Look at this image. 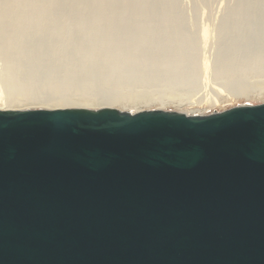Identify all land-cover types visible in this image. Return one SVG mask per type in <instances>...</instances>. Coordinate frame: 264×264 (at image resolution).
Returning a JSON list of instances; mask_svg holds the SVG:
<instances>
[{
  "label": "water",
  "instance_id": "water-1",
  "mask_svg": "<svg viewBox=\"0 0 264 264\" xmlns=\"http://www.w3.org/2000/svg\"><path fill=\"white\" fill-rule=\"evenodd\" d=\"M0 264H264V103L0 111Z\"/></svg>",
  "mask_w": 264,
  "mask_h": 264
},
{
  "label": "bare ground",
  "instance_id": "bare-ground-1",
  "mask_svg": "<svg viewBox=\"0 0 264 264\" xmlns=\"http://www.w3.org/2000/svg\"><path fill=\"white\" fill-rule=\"evenodd\" d=\"M191 1L194 4L187 7L184 0H141L155 6L146 39L149 53L170 69L163 84L140 94L44 96L0 75V111L107 108L128 114L161 110L200 117L240 98L243 103L231 108L264 103V0H224L216 17L212 0H197L198 6ZM202 5L210 8L206 13L199 8L203 16L213 15L199 24ZM2 46L0 39V55ZM171 103L184 108L168 109Z\"/></svg>",
  "mask_w": 264,
  "mask_h": 264
},
{
  "label": "clouds",
  "instance_id": "clouds-1",
  "mask_svg": "<svg viewBox=\"0 0 264 264\" xmlns=\"http://www.w3.org/2000/svg\"><path fill=\"white\" fill-rule=\"evenodd\" d=\"M141 0H0V75L44 96L140 94L170 76Z\"/></svg>",
  "mask_w": 264,
  "mask_h": 264
},
{
  "label": "rangeland",
  "instance_id": "rangeland-1",
  "mask_svg": "<svg viewBox=\"0 0 264 264\" xmlns=\"http://www.w3.org/2000/svg\"><path fill=\"white\" fill-rule=\"evenodd\" d=\"M189 1H190V0H189ZM189 1H188V0H187V1L184 0V3L186 2V4H187L188 6H187L186 4H184V5H186L187 7H189V6H192V4H194V2H195V1H191V2H189ZM196 1H197V0H196ZM198 1H199V0H198ZM198 1H197V2H198ZM187 2H188L189 4H188ZM199 2H200V1H199ZM199 2L196 4L197 6H198V5H201ZM212 2H214V1L212 0ZM212 2H211L212 6L215 4L214 7H211V6H210L211 4L209 5V7H211V10H213L212 8H214V10H213L212 12L215 13V14L213 15V13L210 12L209 15H210V16L213 15V17H216V15L218 14V13H217L218 10H217L216 8H219V9H220L225 1H224V0H217V1H215L214 3H212ZM221 3H222V5H220ZM219 5H220V6H219ZM186 6H185V7H186ZM199 8H201L200 10L203 11L202 13H206V12H204V11H210V10H209L210 8H209V9H208V8H205V7L202 5V7H200V6L198 7V11L200 12V14H201V11L199 10ZM202 8H203V9H202ZM204 8H205V9H204ZM186 9H187V8H186ZM206 9H207V10H206ZM199 12H198V13H199ZM207 13H209V12H207ZM209 15L204 14V16H203V15L201 14V17H199L200 15L198 14V18H199V19H197V21H199V24L206 23V22H207V19L210 17ZM202 16H203V17H202ZM196 18H197V17H196ZM197 24H198V22H197ZM229 99H230V100H235V99L232 98V97H229ZM233 102H234V103H233ZM241 103H243V99H242V98H240V99H236L235 101H232V102H230V103H226V107H225V108H222V109H221V108H216V109L214 110V112H216V113L223 112V111H226V110L230 109L231 106H232V104L237 105V104H241ZM172 104H174V105H172ZM179 104H180V103H177V104H176V103H171V104H169L171 107L167 104V108H168V109H173V108L176 109V107L178 106L177 108H179V109H183V108H184V105H182V106L180 105V106H179ZM176 105H177V106H176ZM227 107H228V108H227ZM225 109H226V110H225Z\"/></svg>",
  "mask_w": 264,
  "mask_h": 264
}]
</instances>
